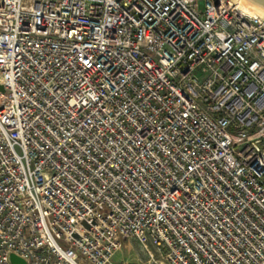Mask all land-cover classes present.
Segmentation results:
<instances>
[{"label":"built area","instance_id":"1","mask_svg":"<svg viewBox=\"0 0 264 264\" xmlns=\"http://www.w3.org/2000/svg\"><path fill=\"white\" fill-rule=\"evenodd\" d=\"M0 87V264H264V13L0 0Z\"/></svg>","mask_w":264,"mask_h":264},{"label":"rangeland","instance_id":"2","mask_svg":"<svg viewBox=\"0 0 264 264\" xmlns=\"http://www.w3.org/2000/svg\"><path fill=\"white\" fill-rule=\"evenodd\" d=\"M154 259L156 263L150 260L135 240H129L125 242L121 251L116 254L113 262L115 264H158L159 258L154 255Z\"/></svg>","mask_w":264,"mask_h":264},{"label":"bare ground","instance_id":"3","mask_svg":"<svg viewBox=\"0 0 264 264\" xmlns=\"http://www.w3.org/2000/svg\"><path fill=\"white\" fill-rule=\"evenodd\" d=\"M238 4V7L244 11H247L251 14L262 15L264 13V8L241 1V0H234Z\"/></svg>","mask_w":264,"mask_h":264},{"label":"water","instance_id":"4","mask_svg":"<svg viewBox=\"0 0 264 264\" xmlns=\"http://www.w3.org/2000/svg\"><path fill=\"white\" fill-rule=\"evenodd\" d=\"M241 1H244V2H247V3H250V4L264 8V0H241ZM0 89H1V87H0ZM10 262H11V264H25L22 260L18 259L15 256L10 257Z\"/></svg>","mask_w":264,"mask_h":264}]
</instances>
